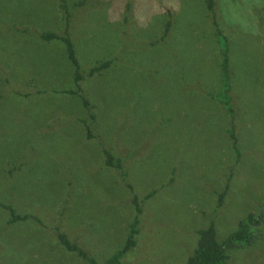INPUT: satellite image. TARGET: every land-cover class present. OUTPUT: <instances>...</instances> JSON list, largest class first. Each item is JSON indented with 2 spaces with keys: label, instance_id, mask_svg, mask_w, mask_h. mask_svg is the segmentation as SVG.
Segmentation results:
<instances>
[{
  "label": "rangeland",
  "instance_id": "rangeland-1",
  "mask_svg": "<svg viewBox=\"0 0 264 264\" xmlns=\"http://www.w3.org/2000/svg\"><path fill=\"white\" fill-rule=\"evenodd\" d=\"M79 1L0 0V202L35 217L0 206V264H86L60 232L106 264L135 219L121 264H185L200 229L214 221L223 241L264 211V0H215L236 119L213 96L224 45L207 0ZM46 32L74 43L79 84ZM79 86L91 107L62 92ZM229 252L264 264V222Z\"/></svg>",
  "mask_w": 264,
  "mask_h": 264
},
{
  "label": "trees",
  "instance_id": "trees-1",
  "mask_svg": "<svg viewBox=\"0 0 264 264\" xmlns=\"http://www.w3.org/2000/svg\"><path fill=\"white\" fill-rule=\"evenodd\" d=\"M85 0H81L78 4H83ZM207 7L210 11L213 23L216 28V35L220 41L223 42V49H222V90H219V93H215L213 96L219 98L221 103L223 102L225 106L229 109L230 113L233 115L234 119L236 107L234 105V94L235 87L233 84L234 72L230 69V57H229V44L227 40V36L224 34V30L220 27L218 22V16L215 11V0H207ZM171 21H167L165 36L168 34L171 28ZM42 37L46 40L52 39H61L66 44L67 48V55L72 64L75 66V80L77 84L83 80L84 75L80 71V63L77 58L76 50L74 47V43L67 35H59L54 32H46L42 34ZM110 65V61H104L93 68H91L89 72V76H93L94 74L102 71L103 69L107 68ZM62 92L77 94L83 98L84 105L86 107H91L89 100L83 96L81 87L79 86L76 90H63ZM231 136L234 142V147L237 149V142L238 138L235 132V129L231 130ZM237 151V150H236ZM105 154L107 155V163L110 165H116L118 169H123L124 167V157H114V155L109 151L105 150ZM229 185L226 186L224 191L219 195V201L217 206L220 207L224 201L226 196L227 190ZM150 195V194H149ZM0 206L8 209L11 213V218L9 219L10 223L16 222L18 220H25L29 217L35 218L31 215H20L16 214L15 209L12 208L8 204H3L0 202ZM264 222V211L261 213H249L246 218L240 221L236 230H234L231 234H229L223 241L218 239V231L214 221H212L207 227L200 229L198 231L199 239L197 242V246L194 249L192 255L189 256L185 264H226L227 260L229 259V251L235 247L242 246L243 244L252 243L255 240L256 236V228ZM137 220L135 219L134 223L132 224L130 234L128 236L127 242L124 248L115 254H113L106 264H121V257L124 252L132 249L135 247L137 240L135 239V234L138 231L136 228ZM60 242L69 250L76 251L80 256H82L87 263L86 264H96L94 257L89 255V253L83 249L82 247L78 246L76 243L72 242L69 239L66 233L60 232L58 234Z\"/></svg>",
  "mask_w": 264,
  "mask_h": 264
}]
</instances>
